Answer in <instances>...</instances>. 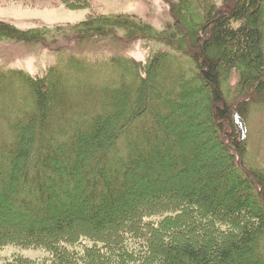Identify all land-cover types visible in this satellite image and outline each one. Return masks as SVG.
Returning <instances> with one entry per match:
<instances>
[{
    "label": "trees",
    "instance_id": "1",
    "mask_svg": "<svg viewBox=\"0 0 264 264\" xmlns=\"http://www.w3.org/2000/svg\"><path fill=\"white\" fill-rule=\"evenodd\" d=\"M169 13L0 22L52 58L0 68V249L48 254L5 264H264V0Z\"/></svg>",
    "mask_w": 264,
    "mask_h": 264
},
{
    "label": "rangeland",
    "instance_id": "2",
    "mask_svg": "<svg viewBox=\"0 0 264 264\" xmlns=\"http://www.w3.org/2000/svg\"><path fill=\"white\" fill-rule=\"evenodd\" d=\"M179 0H92L84 9L65 8L56 0H0V22L9 24L21 31L55 29L59 26L77 25L89 15L101 16L124 15L150 25L160 32L170 20V6ZM129 55L142 59L143 53L138 46L132 47ZM52 58L40 46H32L0 39V68L20 69L30 74H41ZM263 115H256L251 121V143L258 139L259 124ZM204 150V149H203ZM203 154V152L201 153ZM5 224L14 223L6 219ZM4 224V223H3ZM12 255H21L29 259L47 256L40 250L21 249L6 246L0 249V264H5Z\"/></svg>",
    "mask_w": 264,
    "mask_h": 264
}]
</instances>
